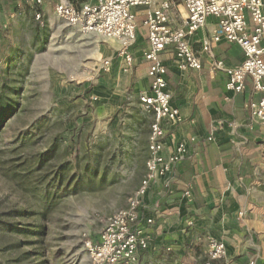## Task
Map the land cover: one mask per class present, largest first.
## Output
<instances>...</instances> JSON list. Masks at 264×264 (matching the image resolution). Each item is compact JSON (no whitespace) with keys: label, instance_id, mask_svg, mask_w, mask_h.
I'll return each instance as SVG.
<instances>
[{"label":"rangeland","instance_id":"rangeland-1","mask_svg":"<svg viewBox=\"0 0 264 264\" xmlns=\"http://www.w3.org/2000/svg\"><path fill=\"white\" fill-rule=\"evenodd\" d=\"M2 19L0 52L16 50L11 71L20 103L0 133V212L24 209L21 227L42 228L35 248L45 264H90L86 245L96 241L109 216L126 208L144 173L145 129H133L125 112L108 115L100 108V94L115 90L118 42L82 35L52 11L36 20L26 3ZM143 20L136 25L148 39ZM106 59L110 68L104 71ZM61 166L65 179L57 184L53 174ZM11 168L20 177L9 178ZM30 241L21 232L0 231V263L18 264V255L34 249ZM208 241L199 256L174 255L171 264H200ZM225 257L220 264L244 259ZM252 258L248 264H264V251Z\"/></svg>","mask_w":264,"mask_h":264},{"label":"crops","instance_id":"crops-1","mask_svg":"<svg viewBox=\"0 0 264 264\" xmlns=\"http://www.w3.org/2000/svg\"><path fill=\"white\" fill-rule=\"evenodd\" d=\"M30 1L0 0L1 22L4 24L3 15L12 18L14 10L25 3L34 13ZM38 11L41 17L53 12V1L44 0ZM133 12L136 19L143 17L142 8ZM216 29L217 20L210 17L191 38L192 49L201 62L199 71L182 73L176 69L170 49L161 54L171 105L179 113L177 122L165 125L162 155L169 157L178 144L186 147V155L150 186L143 199L137 228L146 236L148 248L139 253L137 264H144L145 258L146 264H171L174 255L199 256V246L210 238L224 243L225 258L244 257L241 264H248L264 251V125L251 120L246 109L260 95L252 93L250 79L243 92H226V75L214 64L221 61L226 67H236L242 61V52L224 41L204 52L203 43ZM146 46L147 39L137 27L130 48L132 67L123 73V60L117 55L120 61L113 66L114 93L99 97L102 111L108 115L125 112L133 129H145L143 159L148 155L152 122V115L139 102V95L150 85L148 64L142 58ZM134 146L131 142L132 150ZM187 188L191 199L182 196ZM150 218L153 222L147 225Z\"/></svg>","mask_w":264,"mask_h":264},{"label":"built area","instance_id":"built-area-1","mask_svg":"<svg viewBox=\"0 0 264 264\" xmlns=\"http://www.w3.org/2000/svg\"><path fill=\"white\" fill-rule=\"evenodd\" d=\"M51 1L54 15L65 26L99 40L117 41L123 73L132 67L130 48L137 34L133 11L143 9L148 39L142 58L148 64L150 85L147 92L139 95V102L142 109L152 115L145 176L129 197L126 208L109 216L96 241L86 245L90 264H137L139 253L148 248L146 236L137 228L143 199L150 186L180 164L186 155L183 144H178L169 157L162 155L165 125L177 122L179 113L171 105L167 69L161 54L170 49L175 67L182 73L199 71L201 62L192 49L191 38L208 18H215L217 29L203 43L202 50L210 52L213 45L223 41L239 47L242 61L238 66L226 67L218 61L214 67L225 73L228 93L243 92L246 80L250 79L252 93L260 98L248 103L246 109L251 120L264 125V0H88L78 7L70 0ZM30 2L35 9L34 18L40 19L38 9L44 0ZM100 64L101 69L109 70L110 60H102ZM182 196L191 199L190 189L187 188ZM152 222L151 218L146 220L147 225ZM225 255L224 243L211 238L205 260L200 264H214Z\"/></svg>","mask_w":264,"mask_h":264},{"label":"trees","instance_id":"trees-1","mask_svg":"<svg viewBox=\"0 0 264 264\" xmlns=\"http://www.w3.org/2000/svg\"><path fill=\"white\" fill-rule=\"evenodd\" d=\"M88 0H70V2L78 7L80 4ZM16 50L3 51L0 52V133L3 131L4 123L9 120L17 111L20 99V89L17 85V79L12 75V60L16 54ZM10 82H9V81ZM25 136L21 135L19 141L23 142ZM148 149V144H147ZM48 152L47 158L50 157ZM148 158V155H147ZM147 158H144V163L142 165L144 173L139 181L138 187L145 176V163ZM43 158L38 159L39 164L44 162ZM25 166V163L19 165V167ZM15 167H13L14 169ZM12 168L8 172L9 178H18V172H11ZM65 168L61 166L57 173L53 174V179L57 184H60L65 179ZM28 215V212L24 209H10L8 211L0 212V231L7 234L11 232H21L31 240L30 245L34 246L31 251H26L18 255L16 262L18 264H45L42 259V254L37 251L35 246L39 243L42 236V228L38 225H27L21 227L19 219ZM21 243H17L14 247H19ZM218 261V260H217ZM214 261V264H217ZM2 264V263H0Z\"/></svg>","mask_w":264,"mask_h":264}]
</instances>
